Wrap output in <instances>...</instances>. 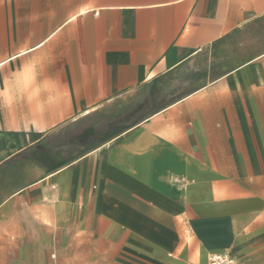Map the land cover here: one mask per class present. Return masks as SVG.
I'll list each match as a JSON object with an SVG mask.
<instances>
[{
    "label": "crops",
    "instance_id": "crops-1",
    "mask_svg": "<svg viewBox=\"0 0 264 264\" xmlns=\"http://www.w3.org/2000/svg\"><path fill=\"white\" fill-rule=\"evenodd\" d=\"M52 253L264 264V0H0V264Z\"/></svg>",
    "mask_w": 264,
    "mask_h": 264
},
{
    "label": "rangeland",
    "instance_id": "rangeland-1",
    "mask_svg": "<svg viewBox=\"0 0 264 264\" xmlns=\"http://www.w3.org/2000/svg\"><path fill=\"white\" fill-rule=\"evenodd\" d=\"M128 109L129 108L126 105L112 107L105 112H99L93 117L86 118L82 120L78 125L71 127L68 130V134H71L73 136L87 125L93 126L96 131L92 137H78L77 141L79 144L77 151L81 153L82 151L91 148L93 145H98L99 143H101L105 139V134H102L103 131L108 130L112 126L113 121L117 122V120H119L118 118L122 117L126 113L128 114V112H126ZM131 118L132 117H129V115H126V117L123 118V122L128 123ZM77 151L75 149H72V155H74Z\"/></svg>",
    "mask_w": 264,
    "mask_h": 264
},
{
    "label": "built area",
    "instance_id": "built-area-1",
    "mask_svg": "<svg viewBox=\"0 0 264 264\" xmlns=\"http://www.w3.org/2000/svg\"><path fill=\"white\" fill-rule=\"evenodd\" d=\"M52 260L54 261L52 264H55V260L57 259L56 253H52ZM210 264H238L237 261L229 256L228 254H215L210 258Z\"/></svg>",
    "mask_w": 264,
    "mask_h": 264
}]
</instances>
